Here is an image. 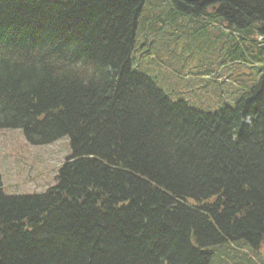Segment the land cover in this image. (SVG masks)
Instances as JSON below:
<instances>
[{"label":"trees","instance_id":"obj_1","mask_svg":"<svg viewBox=\"0 0 264 264\" xmlns=\"http://www.w3.org/2000/svg\"><path fill=\"white\" fill-rule=\"evenodd\" d=\"M146 2L0 0V130L71 147L41 194L0 175V264H212L264 244V0H163L141 27ZM178 22L216 33L232 107L191 108L134 69Z\"/></svg>","mask_w":264,"mask_h":264},{"label":"rangeland","instance_id":"obj_2","mask_svg":"<svg viewBox=\"0 0 264 264\" xmlns=\"http://www.w3.org/2000/svg\"><path fill=\"white\" fill-rule=\"evenodd\" d=\"M162 2L163 0H147L143 18L140 20L141 27L146 18H154L167 10L169 5H163ZM176 25V36L175 29L169 27L165 37L152 44L150 60L139 58L138 52L135 53L134 69L150 78L171 100H183L191 108L215 112L232 107L241 95L240 75H232V83L225 82L228 77L222 65H218L221 55L216 33L204 36L205 38H195L190 34H181L186 24L178 22ZM172 38H175L174 42L166 41ZM138 40L145 43V46L150 43L149 39L145 40L141 34ZM210 40L213 42L210 43ZM212 69L215 73L213 79L206 77V71ZM249 76L250 74L246 73L242 74L241 78L249 84ZM259 77L257 74V80ZM234 82H237L238 86L233 84ZM70 154L68 137L51 145L32 146L26 141L23 131L0 130V175L4 192L8 195L45 192L49 187L56 185L60 167ZM233 249L225 246L212 251V264H222L223 259L226 260L224 264H264V244L258 253L237 254ZM250 256L254 257L255 263L251 262Z\"/></svg>","mask_w":264,"mask_h":264},{"label":"water","instance_id":"obj_3","mask_svg":"<svg viewBox=\"0 0 264 264\" xmlns=\"http://www.w3.org/2000/svg\"><path fill=\"white\" fill-rule=\"evenodd\" d=\"M172 2L177 11L190 14L194 11V7L191 5L192 3H200L201 5H204L206 0H172Z\"/></svg>","mask_w":264,"mask_h":264},{"label":"flooded vegetation","instance_id":"obj_4","mask_svg":"<svg viewBox=\"0 0 264 264\" xmlns=\"http://www.w3.org/2000/svg\"><path fill=\"white\" fill-rule=\"evenodd\" d=\"M194 7V11L193 13L197 10L203 7V5H201L200 3H192L191 4Z\"/></svg>","mask_w":264,"mask_h":264}]
</instances>
